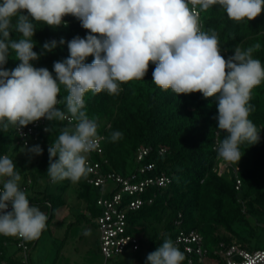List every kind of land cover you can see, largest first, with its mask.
<instances>
[{"label": "clouds", "instance_id": "9594fccd", "mask_svg": "<svg viewBox=\"0 0 264 264\" xmlns=\"http://www.w3.org/2000/svg\"><path fill=\"white\" fill-rule=\"evenodd\" d=\"M197 5L201 11L219 5L237 22L253 20L264 10V0H2L0 128L7 131L11 125L20 131L41 118L77 121L74 130L64 128L50 144L47 173L53 182H78L92 171L87 154L96 150L100 140L96 121L83 110L85 94L106 91L116 95L122 90L120 85L142 80L151 62L155 65L153 82L162 90L217 98V128L227 133L218 146V156L239 162L240 145L260 140V131L249 119L254 110L249 100L252 89L264 82V66L252 57L251 48L236 47L226 60L217 33L201 31ZM67 15L77 18L89 34L68 42L70 55L54 62V78L47 68L31 63L58 46L55 40L46 41L42 53L33 51V22L55 29ZM12 31L22 38L12 39ZM9 50L20 61L12 70L3 67ZM89 56L94 57L90 64L85 63ZM61 85L68 93L64 98L67 113L56 107ZM121 136L120 131L113 132L111 140ZM23 149L33 155L43 151L39 145L29 148L25 144ZM16 169L8 155L0 156V235L36 239L45 229L47 217L30 205ZM183 260L184 254L166 239L148 254L146 264H181Z\"/></svg>", "mask_w": 264, "mask_h": 264}, {"label": "trees", "instance_id": "16d2710c", "mask_svg": "<svg viewBox=\"0 0 264 264\" xmlns=\"http://www.w3.org/2000/svg\"><path fill=\"white\" fill-rule=\"evenodd\" d=\"M196 10L201 31L217 33L221 55L226 60L234 55L236 47L241 50L251 48L252 57L264 66V10L253 20L239 22L229 19L219 5L206 11H201L197 5ZM63 21L55 29L43 22H33L36 27L33 51L42 53L46 41L55 40L58 46L31 63L36 68H47L54 78V62L63 61L70 55L68 42L76 36L85 38L89 34L74 16L67 15ZM11 38L19 40L22 37L12 31ZM61 39L65 41L63 45L59 44ZM93 59L89 56L85 63L90 64ZM19 63L15 53L9 50V58L3 67L12 70ZM154 68L150 62L142 80L120 85L122 90L116 95L102 91L88 92L84 96L83 110L89 119L96 121L98 136L104 138L103 155L91 153L87 156L102 164L103 173L114 170L129 176L138 168L152 164L155 167L146 177L166 175L172 181L166 188H149L143 197L146 201L151 198L153 203L129 212L130 232L141 237V249L126 254L132 255L133 264H146L149 253L166 239L175 244L183 231L187 234L196 231L202 235L208 251L207 264H227L225 258L216 254L221 244L227 249L237 246L250 252L264 250V82L252 89L249 100V105L254 107L249 119L260 131V140L253 145H240L242 157L233 163L240 167L237 178L241 186L237 189L233 172L219 175L217 171L223 159L219 158L216 146L227 135L217 128V98H204L199 92L177 95L171 89L162 90L153 82ZM60 89L57 108L67 113L64 98L68 93L63 85ZM44 120L52 131L45 133L41 126L28 145L29 148L39 145L42 154L27 153L24 157L25 144L15 127L10 125L7 131L0 128V156L8 155L15 163L21 175L20 188L27 187L26 195L32 193L27 197L29 202L47 217L45 229L62 210L70 209L66 197L73 185H76L77 199L85 204V214L97 220L102 214L97 204L102 193L88 183L89 173L75 183L67 179L53 182L47 173L50 144L64 128L74 130L77 121ZM116 131L122 136L113 141L111 134ZM141 148L148 149L149 154L139 161ZM51 186L56 187L54 191ZM85 214L79 216L85 217ZM75 224L72 222L70 226ZM38 238L25 241L30 264H33L30 249ZM18 244L16 237L0 235V262L22 264L25 256ZM11 247H14L12 252L9 251ZM99 250L101 252L100 239ZM180 251L184 254L181 264H188L190 256L182 249ZM193 264L200 263L195 259Z\"/></svg>", "mask_w": 264, "mask_h": 264}, {"label": "built area", "instance_id": "2783aa9c", "mask_svg": "<svg viewBox=\"0 0 264 264\" xmlns=\"http://www.w3.org/2000/svg\"><path fill=\"white\" fill-rule=\"evenodd\" d=\"M58 103H60L57 97ZM56 105V107H57ZM45 118H41L39 121H35L29 124L27 127H23L20 131L15 130L19 134L21 141L24 144L29 145V139L34 135H37L38 129L47 128L45 124ZM72 122V120H68ZM37 140V138H35ZM103 137H100L99 145L96 150L88 153H97L103 155ZM219 144L216 148L218 149ZM149 154L148 149H140L139 161L143 160L145 156ZM222 159V158H221ZM88 167L92 169L89 172L88 183L101 190L102 196L97 201L98 206L102 209V214L97 218L99 224L100 233V247L102 255L105 259V264L114 258L121 257L126 253H135L141 249V237L137 234L130 232L129 224V212H134L141 209L145 204H152L153 200H145L143 195L151 187L166 188L171 184V179L166 175L156 177H146V175L154 169L155 165H144L137 169L136 173L129 176H123L118 172L112 170L107 173H103L102 164L93 161L92 157L87 156ZM107 163V162H105ZM219 175L225 173H232L237 178V174L240 171V167L233 165V163L222 160L218 165ZM241 181L237 178V189L241 186ZM3 185L0 184V190ZM27 187H22L21 190L25 191ZM31 205V203H30ZM9 211H11V205H9ZM19 239L18 246L23 249L24 260L22 264H30L28 247L25 244L24 239ZM179 250H183L188 256V264H193L195 259L200 264H207V249L204 247V239L196 231H192L189 234L186 232H180L176 238L175 244ZM219 245V249L216 250V254L225 258L227 264H264V250H257L250 252L244 249H240L237 246H232L229 249ZM0 264H9L6 261L0 262Z\"/></svg>", "mask_w": 264, "mask_h": 264}, {"label": "rangeland", "instance_id": "374dc122", "mask_svg": "<svg viewBox=\"0 0 264 264\" xmlns=\"http://www.w3.org/2000/svg\"><path fill=\"white\" fill-rule=\"evenodd\" d=\"M22 152L24 157L28 156L24 149ZM55 188L51 186V191ZM29 194L32 195L31 192ZM66 198L70 209L62 210L49 227L43 230L36 243H32L30 250L33 264H105L99 250L100 233L97 220L85 214V204L77 199L76 185L70 188ZM82 213L86 216L80 217ZM72 222L77 224L70 226ZM9 251H14V247ZM133 262L132 255L125 254L114 258L109 264Z\"/></svg>", "mask_w": 264, "mask_h": 264}]
</instances>
